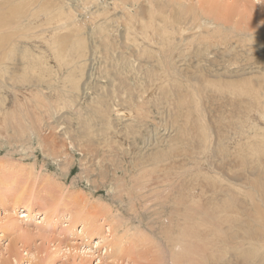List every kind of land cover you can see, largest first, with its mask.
I'll list each match as a JSON object with an SVG mask.
<instances>
[{
    "label": "rangeland",
    "instance_id": "1",
    "mask_svg": "<svg viewBox=\"0 0 264 264\" xmlns=\"http://www.w3.org/2000/svg\"><path fill=\"white\" fill-rule=\"evenodd\" d=\"M67 1L69 3L73 1V5L77 3L74 0H0V25L5 27L0 31L1 55L5 50L4 58L2 61L0 59V63L4 62L6 68L0 70V95L5 97L9 107L6 122L0 120V163L12 170L10 174L0 170V177L3 178H0V190L3 192L0 193V218H3L15 206L17 213L12 215L19 219L18 222L24 229L31 231L30 234L27 233L29 235L25 239L26 243L22 245L20 240L16 243L20 259L17 264L29 263L30 254L36 255V258L32 260L33 264L40 260L43 264L47 263L48 258L52 259L51 264H63L68 259L62 255L64 247L67 246L65 244L75 243L82 248L85 247L86 251H80V254L94 253L95 257L86 264L113 263L111 258H102L99 261V257L104 255L105 248L96 247V245L103 234H95L88 245L82 241V236L78 237L82 221L77 222L74 227L66 226L65 217L70 215V211L75 210L78 203L84 205L90 200L103 201L118 207L125 214L127 222L131 219L138 225L141 222V227L154 237L150 245L152 251L145 255L144 258L147 260H138L140 263L157 262L162 257L169 258V264L173 263L165 235L171 236L172 231L176 229L175 217L178 213L176 214L174 209L177 200L172 197L167 201L155 199L162 187L159 183L161 187L158 188L155 183V179L160 175L159 168L157 166L141 169L142 162L136 163L139 160L132 162L129 155H125L126 144L133 142L134 139L137 141L135 145L140 152L150 153L151 159H156V162H152L154 165L159 159L165 158V153L171 154L168 156L173 159L174 151L177 150L176 153L180 154L177 159L180 161L181 181L185 184V194H188V190L193 192L194 187L199 191L204 189L210 191V195L206 192L207 195H204L203 200L196 202L191 195L183 198L180 204L182 221L187 222V225L193 224L198 228L206 226L214 230L219 240L215 239L218 242L214 244L213 264L217 259H219L217 264H223L218 258L221 255L230 258L227 264H244L246 253L257 254L256 246L249 243L251 237L247 238V236L264 231L262 217H260L261 215L264 217V174L258 157H253L248 152L245 141L236 143L234 137L236 136L234 131L241 127L244 121L247 103L232 105L228 92L230 76L227 73V65L230 61V51H227L226 46V32H228L226 29L229 27L224 24L226 32L220 35L221 38L217 36L216 46L209 47L212 55L208 57L207 53L206 55L203 52L198 53L196 38L199 21L203 16L202 9L207 7L205 0H174L173 2L163 0L168 4L167 7L155 0L156 8L151 7L147 0H101L102 4L108 3V5L105 6L106 9L99 11L95 24L100 20H107L109 28L118 33L119 39L123 38L124 21L118 19L119 14L116 15V12H119L124 5L135 4L134 9L137 7L139 10L137 13L143 14L146 22L149 23L151 18L157 17L165 22L170 31H175L173 36L177 37L171 38L173 42L166 50V58L163 61H147L138 58L134 48L127 47L124 39L122 42L111 40L108 45L100 42H93V44L86 34L90 26L87 19L90 11H87L81 2L78 4L80 9L77 5L74 7L76 9H66L65 13V10L58 8V3H67ZM239 1L237 13L238 20L241 19L240 26L246 27L245 29L252 34L247 39L248 44H255L253 52L251 51L249 55L251 71L254 73L250 76L258 77L253 61L260 58L259 52L262 50V47L255 42L259 40V43L264 45V0ZM218 2L221 3V7H224L236 3V0H218ZM111 3L116 6H112ZM71 19L75 22L74 24ZM118 23L122 24L119 32ZM49 42L55 50L58 49V60L67 55L71 49L81 54L80 58L74 55L76 61L71 71L72 78L76 80V87L72 88L70 81L69 87L62 85L57 87L65 74L63 75V70L59 71L58 60L56 58L53 60L51 57L50 63L55 65L54 69L57 70L47 75V78L51 75L53 79L51 88L44 84V88L40 87L37 90L31 85V80L26 79L33 74L31 69L24 67L23 60L19 62L21 55L20 51L17 53L19 46L22 45V49L26 48L24 45L29 46L32 55H36V45L48 47ZM12 43L16 47L11 46ZM11 48H14L13 52L18 49L14 56L18 55L14 58L5 56L9 54ZM106 49L110 56L108 58L105 55ZM176 49L187 50L188 54L175 59L178 69L172 65V53H169L177 52ZM113 51L118 55L113 56ZM58 52H56L57 55ZM49 53L52 51L50 50ZM156 54L160 56V53ZM52 91H55L54 94H49ZM73 94L75 98L71 97ZM98 101L102 106L114 101L121 109L122 113H119L121 116L114 113L108 116L105 110H103L104 113L103 111L94 112L99 107ZM54 103L57 105L56 109H53ZM58 106L60 109L57 108ZM127 111L131 115H126ZM68 127L71 131H68L67 135L71 137L74 144L80 141L87 144L84 150L81 146L70 144V139L64 134V130L66 128L68 130ZM105 135L123 142V145L118 148L119 152L109 151V146L102 144ZM53 138L57 141V146L55 145L54 148L49 145ZM246 140L248 144L250 140ZM171 144L174 145L175 150H172ZM241 146L243 151H240ZM159 167L163 171L164 168L171 169L174 165L168 160L159 164ZM23 169H25L24 172H21ZM16 171L19 172L15 177L13 172ZM28 172H33L32 175L35 174L37 180L31 177L27 182ZM6 177L12 180L9 184L4 183ZM138 178L150 179L148 188L151 191H142V193H149L145 196L148 202L151 201L149 204L141 196L136 195L133 201L132 196L128 197L125 193L120 196L118 193L121 186L129 187L133 183L136 184ZM207 180H210L211 184H206ZM174 182L178 181L174 180ZM173 186L174 183L167 184L165 189L168 191ZM191 186L194 187L191 188ZM18 188H21V192ZM135 190L141 193L139 189ZM208 196L209 198L211 196L210 200ZM56 203H59L58 206ZM27 205L31 208L29 210L39 209L40 212L19 218L23 210H27ZM130 206L136 209L137 215L130 213ZM52 207H54L53 211L51 210V213L48 212L47 215L48 220L42 221V224H36L41 220L44 209ZM210 207L216 208V215L211 214ZM162 208L165 210H161ZM238 219L245 221L243 227H239ZM3 220L5 219L0 221V264L10 259L13 264H16L14 258L8 256L10 253L7 251V244L11 243L12 239L14 242L20 231L24 232V230L22 228L14 233L13 229L9 230L10 227L6 226ZM62 221L65 222L62 223ZM159 228L164 229V232L159 233ZM240 233L246 236H240ZM211 235L212 232L209 236ZM48 236L55 238V241L47 243L43 240ZM58 241L62 242L60 253L55 252L61 247ZM201 242L197 240L196 247L206 254V251H210V245L206 247L209 242ZM255 242L258 243V240ZM259 254L264 257V248L259 250ZM134 257H136L135 254ZM139 262L131 261L129 264H140Z\"/></svg>",
    "mask_w": 264,
    "mask_h": 264
},
{
    "label": "bare ground",
    "instance_id": "2",
    "mask_svg": "<svg viewBox=\"0 0 264 264\" xmlns=\"http://www.w3.org/2000/svg\"><path fill=\"white\" fill-rule=\"evenodd\" d=\"M74 1H75V3L77 2L76 5H73V1H72V3H69V1H67V3H65L66 1L63 3L62 2L58 3L59 4L58 8L60 10H65V13H66V9L74 10V9H76L74 7H77V5L79 3H81V2L83 3V7H85L87 9V11L88 10L90 11V14H89L90 16L88 15L89 18H87L89 20L88 25H90V26H89L88 32H86V31L85 32L88 36V39H90L92 41V43L93 42L94 43L100 42V43H105V45H108L109 42H111V40H114L116 42H122V40L124 39V43L127 45V47L130 46V47L134 48V53L137 55L138 58H142V59L147 60V61H152V60L163 61V59L166 58L165 53H166L167 48L170 47L169 45L172 44V42H173L171 40V38L177 37V36H173L175 31L174 30L170 31L169 27L165 24V22L160 20L159 18L157 19V17L151 18V21L149 23L146 22L145 16L143 14H140V13L138 14L137 12H139V10H137V7H135V9H134L133 6L135 4H132V6L124 5L122 9H119V12H116V15L119 14V16H117L118 19H122L124 21V25H123L124 27L122 28L123 29L122 30L123 38L119 39L118 33L109 28V24H108L107 20H100L95 24V19H96V16L99 15V11L101 9H106L105 6H107L108 3L102 4L101 0H74ZM147 1L151 7H155V8L157 7V5L155 4V0H147ZM156 1H159V4L160 3L164 4V6H166V7L168 6V4L165 3L163 0H156ZM171 1L173 2L174 0H171ZM205 2L207 4V7L202 9V10H204V11H202L203 16L199 21V23H200L199 31L196 34V38L198 41V43H197V50L199 51L198 53L203 52L204 55H206V53H207L208 57H211L212 54H210L209 47L216 46L217 36L223 35V34H225L224 32L228 31V32H226V37H227L226 38L227 39L226 46L228 47L227 51H230V61H229V64L227 65V73L230 76L229 77L230 83L228 84V92L230 93V99L232 102L231 104L232 105H234V104L238 105L241 103H247L246 104V112L244 114V121L242 122V126L237 128L234 131V133L236 134V136H234V137L236 138V143H244V141H245L244 144H245L248 152L251 155H253V157H258V161H259L260 165H262V172L264 174V45H263V43H259V40H257L255 42L262 47V50H261V52H259L260 58H257L253 61L256 65L255 66V73L258 74V77H251L250 74L252 73V75H253L254 73H253V71H251L252 68L250 67L251 63H249V59H250L249 55H251V51L253 52L252 49H254L255 44L254 45L248 44L249 40H247V39H249L250 36H252V34L250 32H248L247 29H245L246 27L244 28V27L240 26L241 19L238 20L239 14L237 13V9L239 6L238 2H240V1L236 0V3L231 4V5H225L224 7H221V3L218 2V0H205ZM111 5L116 6V4H114V3H111ZM79 9H80V6H79ZM113 9H111V10H113ZM93 10H97V11H93ZM134 11L136 14L135 13L133 14ZM96 12H98V13H96ZM186 18H188V17H186ZM201 20H202V22H201ZM71 21H72V19H71ZM73 22L74 21H72V23ZM116 22H118V21H116ZM61 24H62V22H61ZM65 24H64V26H65ZM224 24H226L229 28L226 29V27H225L226 25L224 26ZM121 26H122V24L119 25V23H118V32H119V28ZM14 27H15V25H14ZM4 29H5V27L0 25V31H2ZM80 29H82V28H80ZM80 29H78V31H80ZM224 29H226V31ZM17 32H19V31H17ZM122 32H121V35H122ZM10 33L11 32H9V34ZM9 34H7V35H9ZM10 36H9V38H10ZM4 37H6V35H4ZM45 37H47V36H45ZM33 38H34V35H33ZM41 38H39V39L41 40ZM220 38H221V36H220ZM218 39H219V37H218ZM252 39L253 38L251 37V40ZM7 40H9V39H7ZM46 40H47V38H46ZM0 41H1V39H0ZM23 41H24V39H23ZM36 42H37V40H36ZM13 43L11 46H14ZM20 43H22V42H20ZM218 43H219V41H218ZM251 43H252V41H251ZM79 45H82V44H79ZM24 46L26 47L25 49H22V45H20L19 48L21 50L16 49L15 51L18 50L17 53L20 51V54H21L19 56L20 61L19 60L18 61L21 62V60H23L22 64L24 65V67L29 69V70L30 69L32 70L31 73L33 75L28 76L27 78L25 77V78L28 80H31V85L36 87L37 90L40 87L44 88V86H43L44 84H46L48 87L51 88L52 87L51 83H52L53 79H51V77H52L51 75H49L47 78V75L52 74L53 72H51V71H54V72L57 71L54 69L55 65H51L50 62H52V61H50V60H51V58L53 60L55 58L58 60V56H59L58 49L55 50V47H53L52 43L50 44V42H49L48 47L36 45L37 46L36 55H32L30 47L27 45H24ZM4 47H6V46H4ZM14 47H16V45ZM13 50H14V48H11V51L9 52V54H7V55L5 54V56H8L9 58H14L15 56H17L18 54L14 56L15 51L13 52ZM50 50L52 51V53H49ZM113 50H115V49H113ZM120 50L122 52V49H120ZM1 51H3V50H1ZM176 51L177 52L171 51L169 53H172V56H171L172 57V60H171L172 65L174 66L175 69H178L179 67H178L177 61L175 59L180 57V56H186L188 54L186 52L187 50L185 51V50L176 49ZM56 52H58V55L56 54ZM88 52H89V50H88ZM4 53H5V50H4ZM4 53H3V55H1V52H0L1 61L4 58ZM156 53H160V56L158 57ZM76 54L77 53H76L75 49H71L68 51L67 55L60 57L58 61L56 60L58 63L59 71L63 70V75L65 74L64 78L61 80V82L59 83V85L57 87H59L60 85H62L64 87H69V85H68L69 81H70V86L72 88L76 85V83H75L76 80H74L72 78L73 75L71 72L73 67H74L75 61H76L74 55L77 58H80V55H81L79 53L77 55ZM105 55L107 56V58L110 57L108 55L107 49H106ZM115 55H118V53L114 52L113 56H115ZM119 55H122V54H119ZM14 66L16 67L17 65H14ZM10 67H12V66L10 65ZM4 69H6L4 62L2 64L0 63V70H4ZM16 69H18V68H16ZM10 70H12V69H10ZM6 77H8V76H6ZM53 92H55V91H52V93L49 92V94H54ZM38 93L41 94V92H38ZM56 94L57 93H55V95ZM71 97L75 98V94H73ZM4 98L0 95V120H2V121L4 120V122H6L5 120L9 115V112L7 111L9 107H8V103H6V100ZM51 98H48V99H51ZM55 98H57V97L55 96ZM58 98H59V94H58ZM110 102L111 103H106L104 106H102L101 102L98 101L99 107L94 112L105 110V112L107 113L108 116H110L111 113H114L115 115L122 113L121 109L118 107L119 105L117 103H115L114 101H110ZM54 105H55V103H54ZM68 105L66 107H68ZM56 106L57 105L53 106V109H56ZM57 108L60 109L59 106ZM103 113H104V111H103ZM125 113H126V115H131V113L128 111ZM234 120H235V118H234ZM111 123H113V122H111ZM63 125H65V124H63ZM75 130H76V128H75ZM64 131H65L64 134L71 141L70 144L78 146V147L81 146V148H83V150L85 149V147H87V144L82 142V141L78 142L77 144H74L72 142L71 137L67 135L68 131L69 132L71 131V129H69V127H68V130L66 128ZM246 139L250 140V142L248 144L246 143V141H247ZM102 141L104 142L102 144H104L105 146L108 145L109 151H112V152H119L118 148L123 145V142L120 139H115V138H112L108 135H105V137L103 138ZM136 143H137V141L134 139L133 142H128L126 144L128 152L126 151L125 155H129V158L132 162L134 160H139L138 162L134 161L136 163L142 162L141 163L142 164L141 169L143 167H157L158 166L160 175L158 178L155 179V181H156L155 183H157L158 188L161 187L160 184H162V187H161V190H159V192H157L158 194L155 197V199L159 198L160 200L167 201L172 197V198H175L177 200L176 206L174 209L176 211V214L178 213L177 216L175 215L176 216L175 219L177 220L176 229H175V231H172L171 236L168 234L165 235V237L167 238L168 246L170 248V250H169L170 251V259L173 262L171 264H213L214 255H215L214 244H215V242L216 243L218 242V241H215V239H218L216 236V233L214 232L213 229H208L206 226H202L201 228H198L197 226L195 227L193 224L187 225L186 224L187 222L182 221L183 218L181 217V214H180V206H181L180 204L182 203V200H183V198H185L186 195H191L193 197V200L196 202L197 200H201V199L203 200L204 195L205 194L207 195V193L209 194L210 191H208L206 189H204L203 191H199V190H197L196 187L191 186V188L194 187V188H192L193 192L188 190V192H187L188 194H185V192H184V185L185 184L181 181V173L182 172H181V168L179 166L180 161H178V159H177V156H179L180 154L176 153L177 150H175L174 145L171 144L172 150H175L173 159L170 156H168L171 154L165 153L164 157L166 159L161 158V159H159L158 163H155V165H154L152 162H156V159H151L150 153L140 152V150H138L137 146L135 145ZM49 145H50V147L52 146L54 148L55 145L57 146V141H55L53 138L52 141L49 142ZM136 151H138V153ZM240 151H243L242 146L240 147ZM179 153H181V152H179ZM85 155H87V153H85ZM96 155H97V151H96ZM168 160L173 162L174 167H172L171 169H169V167H166L162 171V168L159 167V164H162V162L165 163ZM94 164H95V162H94ZM150 164H153V165H150ZM168 164H170V163H168ZM7 168L8 167L6 165H4L3 163H0V170H2L3 173L6 172L5 174H10L12 172V170L11 169L9 170ZM24 170L25 169L21 170V172H24ZM146 171H148V170H146ZM17 172H19V171L13 172L15 174V177H16ZM32 173L28 172L26 174L27 175V182L29 181V178H31V177L34 180L37 178V176L35 174L32 175ZM18 174H20V173H18ZM1 175L4 176L3 174H1ZM24 177H25V175H24ZM0 178H2V177H0ZM143 178L142 179L138 178V181L136 180L137 183L136 184L133 183L129 187H127V185L121 186L120 187L121 190L118 191L119 195L121 196L122 193H125L128 197L130 195V196H132L131 200H133V197H136V195H137V197L141 196V198H144L146 203H148V204L151 203V201L148 202L147 197L145 198V196L149 195V193L148 192L142 193V191H146V190L148 191L149 190L148 187H149V180L150 179H143ZM5 179H6L4 181L5 184H9V182L12 181L10 179H7V177ZM261 179H262V177H261ZM174 180H177L178 182L175 183ZM18 183H21V182H18ZM170 183H174V186L172 189H168V191H167V189H165L166 185L170 184ZM205 183L211 184V181L207 180ZM5 184H4V186H5ZM26 185H28V183ZM32 186L33 185L31 184V187ZM5 187H7V186H5ZM20 187H21V185H20ZM21 188H18V189H20V192H21ZM45 189H47V188H45ZM135 189H139V191L141 193H139ZM15 190H17V188ZM149 191H151V190H149ZM1 192L2 191L0 190V193ZM211 196H210V198L208 196V198H209L208 200L211 199ZM184 200H186V199H184ZM0 201H1V198H0ZM135 201H136V199H135ZM56 204H57L56 206H58L59 203H56ZM78 204H77L76 208H74L75 210L70 211V215L65 217L66 218L65 221L67 222L66 226H68V227L73 226L74 227L77 224V222L82 221V227L79 231L78 237L82 236V239H83L82 241L88 245H89L88 242L90 241L91 237L95 236V234L96 235L97 234H100V235L103 234L101 236V239L97 241V245H96V247L100 246V247L105 248L104 255L99 257V261H101L102 258H106V259L111 258L113 260V263L110 262L107 264H129V262H131V261L133 263H136V262H139L138 260H140V259H146L147 260V258H144V257H145V255H147L148 253H150L152 251V248L150 245L153 243L154 237H152L150 235V233L147 230H145V228L141 227V222H139V225L136 224L135 222H133L132 219L130 220V222H127V219L125 218V214L118 207H116V206L114 207L113 205H111L107 202L97 201V200L92 202V200H90L89 202L87 201V203L84 205L82 203H78ZM161 205H163V204H161ZM50 206H52V205H50ZM135 207H136V204H135ZM53 208L54 207L44 209V213L41 215L42 216L41 220H39L36 224H42L43 223L42 221H47L48 220V216H47L48 212L51 213V210ZM26 209L27 210H25V211L23 210V212H22L23 214H22V216H19V218L32 216L34 213L40 212L39 209L37 211L29 210L31 208H29L28 205H27ZM161 210L164 211L165 209L162 208ZM209 210L213 216H214V214L216 215V208L215 207H210ZM16 211H17V207L14 206L9 211V213L7 212L8 214H6L3 217L5 219V220H3V222L5 223L6 226L10 227V229H9L10 231H12V229H13L14 233H15V231H18L22 228L24 230V232L20 231L21 233H19L18 236H16L14 242L12 239V242L7 244L8 245L7 251L10 253V254H8V256H9V258H14V260L17 264L20 261V259L18 258V250L16 249V245H17L16 243L18 240L22 241V245L24 243H26L27 240H25V239L28 238V235L31 233V231H29L28 229H24V227H22L19 224V222H18L19 219L17 217L13 216L14 214L16 215V213H17ZM130 211H131L130 213L132 215L138 214L136 209L133 208V206H130ZM55 212H57V211H55ZM55 212H54V214H55ZM12 213H14V214L12 215ZM64 213H63V215H64ZM155 214H156V210H155ZM201 214H202V212H201ZM260 217H262L261 220L263 222L262 224H263V229H264V217L262 215ZM3 218H0V221ZM239 220L240 219H238V221ZM64 222L62 221V223H64ZM244 222L245 221L240 220L239 227H243L245 225ZM106 224H108V227H106ZM5 228H8V227H5ZM105 230H106V233H104ZM2 231H4V230H2ZM150 232H151V230H150ZM158 232L163 233L164 229L162 230L159 228ZM211 232H212V235L209 236ZM27 233H29V234H27ZM61 234H62V232H61ZM240 234H241L240 236H243V237L246 236V234H244V233H240ZM2 236H4V235H2ZM256 236H258V237H256ZM0 237H1V235H0ZM209 237H210V239H209ZM248 237H251V239H249V243L256 246L257 254L251 255L249 253H246L244 255V264H264V257H262V255L259 254V250L261 248H264V231L260 232L259 234H249L247 236V238ZM64 238H62V239H64ZM43 240H46L47 243H50L52 241H55V238L48 236V237L44 238ZM197 240H199L200 242L204 241L205 243L209 242L208 244H206V247L208 248L209 247L208 245H210V247H209L210 251H206V254H205V252L200 251L196 247V244H195V242ZM256 240H258V243L255 242ZM58 242H59V244L62 243L61 241H58ZM43 243L45 244V242H43ZM65 245H67V246H65L66 248L64 247V251H63L62 255L68 259L63 264H66V263L67 264H86L87 262L92 261V259L95 257L94 253H90V254H82L81 253L80 254V251H86V250H85V247L82 248V246L79 244L75 243V244H65ZM61 248H62V244H61V247L58 248L55 252L60 253L62 250ZM134 254L136 255V257H134ZM202 257L204 258L203 263H202ZM30 258H31V260L28 259V260H30V262L27 264H33L32 260L36 258V255L30 254ZM165 258L166 257H162L159 261L156 260L157 262H151V261L146 262L144 260L146 263H142V262L141 263L139 262V263L140 264H169V261H168L169 258H167V259H165ZM218 258H220V260L223 264H227L230 260V258L225 256V255H221ZM51 260L52 259L48 258L46 260L47 263H44V264H51ZM218 260L219 259H217V261ZM40 261L36 264H43ZM217 261L215 264H217ZM2 263L3 264H13V261H12V259H10L9 261H5V262L2 261Z\"/></svg>",
    "mask_w": 264,
    "mask_h": 264
}]
</instances>
